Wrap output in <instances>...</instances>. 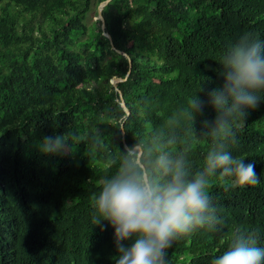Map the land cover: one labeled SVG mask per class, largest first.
Returning <instances> with one entry per match:
<instances>
[{
  "label": "trees",
  "instance_id": "trees-1",
  "mask_svg": "<svg viewBox=\"0 0 264 264\" xmlns=\"http://www.w3.org/2000/svg\"><path fill=\"white\" fill-rule=\"evenodd\" d=\"M90 2L0 0V264H115L113 230L94 225L91 197L118 150L174 134L166 146L200 170L215 139L202 122L215 111L205 106L193 126L169 120L199 88L204 98L221 83L228 43L264 38V0H110L104 31L97 15L85 23ZM261 103L228 125L230 151L255 161L260 183L211 178L219 223L175 238L167 264H211L237 227L264 246ZM63 133L70 154L38 151L41 138Z\"/></svg>",
  "mask_w": 264,
  "mask_h": 264
},
{
  "label": "clouds",
  "instance_id": "clouds-1",
  "mask_svg": "<svg viewBox=\"0 0 264 264\" xmlns=\"http://www.w3.org/2000/svg\"><path fill=\"white\" fill-rule=\"evenodd\" d=\"M218 75L221 83L202 98L193 94L170 125L188 122L193 126L205 106L215 111L202 123L215 137L203 166L193 171L187 152L171 149L177 137L151 136L119 151L114 171L103 178L91 197L94 225L112 228L115 264H167L172 241L219 223L217 207L209 194L210 179H228L233 187L260 183L255 161L233 155L235 135L228 125L243 123L251 110L264 101V38L242 33L223 49ZM151 135V134H150ZM43 155L70 154L72 146L63 134L41 138ZM103 222H107L106 225ZM250 231L234 228L225 250L211 264H264V246Z\"/></svg>",
  "mask_w": 264,
  "mask_h": 264
},
{
  "label": "water",
  "instance_id": "water-1",
  "mask_svg": "<svg viewBox=\"0 0 264 264\" xmlns=\"http://www.w3.org/2000/svg\"><path fill=\"white\" fill-rule=\"evenodd\" d=\"M110 0H105L103 2H101L99 5H98V8H97V15H98V18L100 19L101 21V29L104 31V20H103V17L101 15V11H102V8L109 2ZM103 35L106 36L109 40V42L111 43V38L109 36V34L103 32ZM114 49V47H112ZM117 52H119L117 50ZM118 81H121V79H114L113 82H110L112 85H115ZM121 105L123 106L124 108V111L126 112V114H129V110L125 107V104L122 102Z\"/></svg>",
  "mask_w": 264,
  "mask_h": 264
},
{
  "label": "rangeland",
  "instance_id": "rangeland-1",
  "mask_svg": "<svg viewBox=\"0 0 264 264\" xmlns=\"http://www.w3.org/2000/svg\"><path fill=\"white\" fill-rule=\"evenodd\" d=\"M97 3L96 0H91L90 5H89V9L87 11V17L85 20V23L90 24L91 22L95 21L97 19ZM97 15V16H96ZM114 79L110 80V82H113Z\"/></svg>",
  "mask_w": 264,
  "mask_h": 264
}]
</instances>
